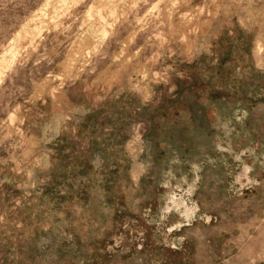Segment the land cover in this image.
<instances>
[{
	"label": "rangeland",
	"instance_id": "rangeland-1",
	"mask_svg": "<svg viewBox=\"0 0 264 264\" xmlns=\"http://www.w3.org/2000/svg\"><path fill=\"white\" fill-rule=\"evenodd\" d=\"M0 264H264V0H0Z\"/></svg>",
	"mask_w": 264,
	"mask_h": 264
}]
</instances>
